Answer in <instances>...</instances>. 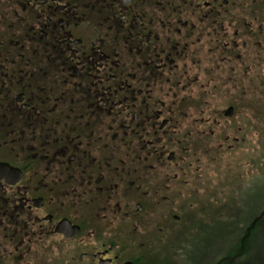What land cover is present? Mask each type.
Wrapping results in <instances>:
<instances>
[{
    "label": "flooded vegetation",
    "instance_id": "af4514ba",
    "mask_svg": "<svg viewBox=\"0 0 264 264\" xmlns=\"http://www.w3.org/2000/svg\"><path fill=\"white\" fill-rule=\"evenodd\" d=\"M262 35L264 0H0V264L47 258L54 237L85 264H137L116 249L154 222L156 246L173 245L196 136L260 86L243 68ZM201 72L231 101L204 129L190 119Z\"/></svg>",
    "mask_w": 264,
    "mask_h": 264
},
{
    "label": "rangeland",
    "instance_id": "374dc122",
    "mask_svg": "<svg viewBox=\"0 0 264 264\" xmlns=\"http://www.w3.org/2000/svg\"><path fill=\"white\" fill-rule=\"evenodd\" d=\"M255 50L261 54L259 70L254 67L253 71L245 65L243 75L245 81L250 82L253 81V76L257 75L255 72H258L260 86L256 89L244 88L242 104L239 105L238 112L226 119V126L218 123L213 127L215 133H202L196 136V152L192 158H188V161L193 163L192 170L195 174L194 177L186 176L194 182L195 194L191 195L190 199L177 201L178 209L173 210L183 218L177 233L179 238L173 241V245L168 238L163 245L156 246L159 243V233L154 221H157V215L161 213L158 210L159 206L157 209L154 207L155 203L145 200L146 209L151 210L147 216L154 223H148L145 228L142 227L133 234L131 239L133 243L128 249H116L121 251L123 256L139 258L140 255L145 254L148 258H152L159 252H166L171 245L181 249L178 251L179 254L184 253L188 258L194 256L193 264H206L213 257L225 253L227 244L240 237L242 231L236 226L239 220L243 222L244 219H255L256 221L264 216L258 209L261 204L264 206V35L259 38ZM204 72L200 73L201 78L194 88L197 109L191 111L193 114L190 117V119L196 118L198 129L205 128L203 118L206 113L214 108H221L224 111L231 102L219 101V97L210 98L207 92L212 87L207 86V90L204 89L205 81L208 79ZM204 99L207 101L203 102ZM198 101L201 102L200 105ZM218 131L224 134L223 138H228L223 152L219 150L217 139L222 135L220 136ZM205 135L212 136L208 139ZM243 204L247 208L243 207ZM189 221H192L190 226L187 224ZM52 240V247L47 254L49 260L44 256L38 257L36 262L30 264H60V261H64L65 264H85L79 261L82 249L77 248L74 242H68L59 248V239L54 237ZM60 249L63 252H60ZM73 254L76 255V262L70 261V256ZM16 264L29 263L20 260Z\"/></svg>",
    "mask_w": 264,
    "mask_h": 264
},
{
    "label": "trees",
    "instance_id": "16d2710c",
    "mask_svg": "<svg viewBox=\"0 0 264 264\" xmlns=\"http://www.w3.org/2000/svg\"><path fill=\"white\" fill-rule=\"evenodd\" d=\"M243 207L247 208L244 204ZM258 209L264 214L262 204ZM238 210H236L237 214H239ZM191 223L192 221H189L187 224ZM236 226L238 230L242 231L240 237L227 244L225 253L223 252L219 257H213L206 264H264V236H261L264 234V216L256 221L255 219H244L243 222L239 220ZM181 243L183 244V242ZM168 247L166 252H159L152 258L141 255L137 260V264H193L195 261L194 256L188 258L184 253L179 254L180 248Z\"/></svg>",
    "mask_w": 264,
    "mask_h": 264
},
{
    "label": "water",
    "instance_id": "95a60500",
    "mask_svg": "<svg viewBox=\"0 0 264 264\" xmlns=\"http://www.w3.org/2000/svg\"><path fill=\"white\" fill-rule=\"evenodd\" d=\"M227 113H228V115H231V113H232V112H231V109H229ZM19 177H20V175H19ZM72 228H74V230H73V232H72L71 235H74L75 233H77V232L79 231V230H78V227H73V226H72ZM126 264H133V263H132V262H127Z\"/></svg>",
    "mask_w": 264,
    "mask_h": 264
}]
</instances>
